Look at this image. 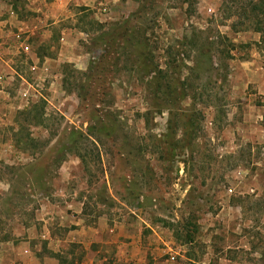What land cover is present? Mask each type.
<instances>
[{"label": "rangeland", "instance_id": "rangeland-1", "mask_svg": "<svg viewBox=\"0 0 264 264\" xmlns=\"http://www.w3.org/2000/svg\"><path fill=\"white\" fill-rule=\"evenodd\" d=\"M11 6L41 68L6 53L0 264H61L38 236L47 200L68 215L81 203L79 227L104 217L142 237L128 259L114 242L62 241V264H264V101L247 96L264 80V0ZM28 225L32 258L18 250Z\"/></svg>", "mask_w": 264, "mask_h": 264}, {"label": "crops", "instance_id": "crops-1", "mask_svg": "<svg viewBox=\"0 0 264 264\" xmlns=\"http://www.w3.org/2000/svg\"><path fill=\"white\" fill-rule=\"evenodd\" d=\"M6 13L1 11L0 9V63L4 64L5 68L3 69V72L0 73V82H3L4 78L9 77V73L11 70L9 67L15 71L11 65H8L10 62H14V54H6V53H15L18 51V49L21 48V45L24 43L23 37L25 36V33L28 31L26 29V25L24 23H18L17 22V13L14 9L11 7H8L6 9ZM22 39V40H21ZM30 47V45H29ZM31 50V48H30ZM30 55V63L34 64L37 62H40L39 57L34 54L31 50L29 53ZM46 63V61H43ZM41 68V67H40ZM40 68L37 67L35 70ZM19 75V74H18ZM257 82H259L258 90L253 93H248L247 96L250 95H257L260 101H264V80H262L260 77ZM5 93L0 88V94ZM4 95V94H3ZM67 207H71L74 205V202L67 201ZM73 210L68 215L65 211L60 209V206L55 203V201H43V205H41L40 211L37 212V219L42 220V222H39V228L40 231L38 232V236L44 239V243L47 244V246L52 249V253L50 254H57L59 252L58 246L62 241H69V242H77L82 245H84L86 248L90 246L91 243H103V242H114L118 244V247L121 248V250H126L127 254H123V258L128 259V257H132L135 254V250L137 248V243L141 240V234L138 232V234L132 233L135 231V229H139L136 227V225L132 226H125L124 223H120L117 225L116 222L111 223L108 218L104 217H97L96 225L93 227L86 226L85 224L83 226H77L80 224L81 216L80 213L82 212V204L79 203V207L72 206ZM66 217L69 221V223H73L76 228L73 227L70 231H67L63 236L55 234L53 230L51 229V226L53 225L54 218L56 217ZM96 221V220H95ZM67 225V224H66ZM69 226V225H68ZM35 225H28V228L26 230L28 231V235L22 237L20 241L21 248H19V254H26L27 256H31L32 252L30 249L31 242L33 241V237L37 236V230H35ZM25 228H23L24 230ZM20 228H17V235L21 234ZM24 235V234H23ZM122 237V238H121ZM124 237V238H123ZM127 237V238H125ZM19 239V238H17ZM129 252V253H128ZM49 254V256H50ZM56 256V255H55ZM32 258V256L30 257ZM92 259L89 260V263L85 264H91ZM48 262V264H55L57 263L56 259L49 258L48 261H44V264ZM86 262V261H85Z\"/></svg>", "mask_w": 264, "mask_h": 264}, {"label": "built area", "instance_id": "built-area-1", "mask_svg": "<svg viewBox=\"0 0 264 264\" xmlns=\"http://www.w3.org/2000/svg\"><path fill=\"white\" fill-rule=\"evenodd\" d=\"M21 51H23L26 54H29L31 52L29 45H27L25 43H23V45H21ZM30 68L31 69H35L36 68V63H34L33 65H31ZM20 78H22V77L20 76ZM23 95H24V93H23ZM25 105H26V103H25Z\"/></svg>", "mask_w": 264, "mask_h": 264}, {"label": "trees", "instance_id": "trees-1", "mask_svg": "<svg viewBox=\"0 0 264 264\" xmlns=\"http://www.w3.org/2000/svg\"><path fill=\"white\" fill-rule=\"evenodd\" d=\"M54 255H56V256H58V258H59V261H60V263L62 264V263H64V262H67L65 259L66 258H64L61 254H54ZM70 263V262H69ZM72 264V263H71Z\"/></svg>", "mask_w": 264, "mask_h": 264}]
</instances>
